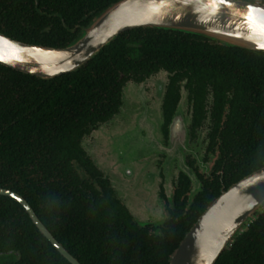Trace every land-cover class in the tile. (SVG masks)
<instances>
[{"label":"trees","instance_id":"1","mask_svg":"<svg viewBox=\"0 0 264 264\" xmlns=\"http://www.w3.org/2000/svg\"><path fill=\"white\" fill-rule=\"evenodd\" d=\"M117 1L0 0V34L24 44L64 48ZM241 1L264 6V0ZM159 71L168 74L165 126L178 98L174 81L184 79L194 88L209 83L215 106L226 92L230 99L224 119L215 123L220 157L200 189L189 196L186 184L176 188L165 219L140 225L114 198L81 141L118 112L126 83H141ZM193 99L197 110L202 94L196 92ZM262 167V52L183 32L138 28L120 33L80 69L50 80L0 65V189L23 198L78 264H168L211 202ZM0 264L70 263L17 202L0 195ZM215 264H264V207Z\"/></svg>","mask_w":264,"mask_h":264},{"label":"water","instance_id":"2","mask_svg":"<svg viewBox=\"0 0 264 264\" xmlns=\"http://www.w3.org/2000/svg\"><path fill=\"white\" fill-rule=\"evenodd\" d=\"M249 7L253 9L251 25L246 19ZM138 28L183 32L228 47L264 53V6L258 3L241 0H227V3L222 0H119L100 12L82 34L64 48L24 44L0 34L3 38L0 39V65L50 80L80 69L120 33ZM167 76L166 72L159 71L154 78L149 77L139 84L126 83L121 90L118 112L100 125H111V128L102 139L104 143L97 148L99 150H87L81 141L92 165L109 182L116 199L140 225L161 222H157L158 211L154 208L159 202L157 194L160 190L148 175L136 173L137 161L148 159L152 154L164 155L165 169L175 161L177 169L191 183L192 178L197 183L195 175L183 161L190 124V115L182 113L186 96L180 95L167 126V140L162 133ZM160 77H165V82ZM151 85L155 88L152 94L155 100L152 101L151 94L148 99L144 90ZM147 101L152 102V107L146 105ZM131 105L141 106L137 109V117L133 118V127L129 124L132 120L123 115L124 107ZM122 115L124 119L119 122ZM100 126L90 134L97 133ZM196 185L198 188V183ZM0 195L17 202L49 243L70 264H78L53 239L23 198L5 189H0ZM263 207L264 167L241 178L211 202L185 233L168 264H215L220 254Z\"/></svg>","mask_w":264,"mask_h":264},{"label":"flooded vegetation","instance_id":"3","mask_svg":"<svg viewBox=\"0 0 264 264\" xmlns=\"http://www.w3.org/2000/svg\"><path fill=\"white\" fill-rule=\"evenodd\" d=\"M154 77L155 74L151 76V78ZM172 85L175 89V93H177L178 95V98L172 108L171 117L177 108L180 95L182 93H185L186 95V107H187V113L190 115V124L188 125V143L183 151L185 152L183 161L185 165L193 172V174L197 179V183L199 185V187L195 191L197 192L201 187V179L202 180L206 179V177L210 174L214 162L218 157H220L218 152V144H217L219 139V131L215 129L216 128L215 123H220L224 119V115L228 112L226 101L230 99V97L228 98L229 95L228 92H226L225 97L221 102L222 104H220V106L218 105L215 106L216 99H214V94H213L214 92L212 91L211 85L207 82H205L202 85V87L198 86L197 88H194L195 86L194 84L188 85V81H185L184 79L174 81ZM151 86H148L149 88H147L150 92L153 91L151 90ZM198 91L200 92V94H202V100H201V105H198L196 107L197 110H195L193 97L194 94ZM139 108H141L140 105L130 106L131 109L130 118L135 116L137 117L136 115L138 112L137 109ZM217 116L219 117V121H216ZM129 124H131L130 121ZM167 126H165L164 124V126L162 127V133L164 135L165 140H167ZM163 128H165L166 130L165 132H163L164 131ZM84 138L85 137H83V139ZM162 157L164 158V155ZM159 162L161 164V160ZM173 162L175 163V161ZM147 167L149 168V165ZM170 168L171 167L169 166L168 172L173 169ZM161 176L163 178V174H161ZM185 184L187 185L189 196H192L195 193V192L192 193V183L190 179L179 169H176V172L171 182L164 181L161 184V188L157 195V199L163 204L164 211L166 209V205L171 204L172 202L174 190L176 188L182 187ZM168 188L172 189L170 196L167 195L166 190ZM113 195L114 198L116 199V195L115 194Z\"/></svg>","mask_w":264,"mask_h":264},{"label":"rangeland","instance_id":"4","mask_svg":"<svg viewBox=\"0 0 264 264\" xmlns=\"http://www.w3.org/2000/svg\"><path fill=\"white\" fill-rule=\"evenodd\" d=\"M159 78V77H158ZM162 81H164L165 77H160ZM155 80V79H154ZM156 82H157V79H156ZM156 82H155V85H156ZM165 82V81H164ZM147 93H148V96L147 97L148 99L150 98V95L151 94V100H155V97L152 96V94L154 93L155 91V88L154 86H151V90L153 91H149L147 88L144 89ZM183 97L186 96L185 93H182ZM146 105H148L149 107H152V102H148L146 103ZM130 112H131V109L130 107L128 106H125L124 109H123V115L125 117H127L129 120L131 119L132 120V123L130 124L131 127L134 126V122H133V118L134 117H131L130 118ZM182 113L184 115H189L187 113V107H186V103H183V106H182ZM121 116L120 117V120L119 122H122V120L124 119V116ZM135 115V114H134ZM116 123H118V121H116ZM101 127V126H100ZM111 128V125H103L97 133H92L90 134L89 136L85 137L83 140H82V145L85 149L87 150H91V151H95V150H99L97 148L100 147V145H102L104 143V141L102 140L104 138V136L108 135V130ZM101 153V151H100ZM184 153L183 152V157H184ZM99 154V153H98ZM102 156V155H101ZM163 155L159 154V155H154L152 154V156H150L148 159H144V160H141V161H137V167H136V173L139 175V174H142V176L144 174L148 175V177L150 178L149 180L151 181H154L157 183L158 185V188L160 190L161 188V184L165 181V182H171L173 177H174V174L176 172V166H175V163L172 162L170 164V167L173 168L172 170H170L168 172V168H164L163 165H164V162H165V157L163 158L162 157ZM162 157V158H161ZM155 160V161H154ZM161 160V164H160V161ZM146 164V165H145ZM147 165H149V168L147 167ZM170 168V169H171ZM176 168V169H175ZM174 170V171H173ZM150 174V175H149ZM161 174H163V178L161 176ZM156 176V177H155ZM158 179L160 182H158ZM192 193H194L196 190H197V183L195 181L194 178H192ZM196 188V189H195ZM167 195L170 196L171 192H172V189H167ZM159 193V191H158ZM158 195V194H157ZM156 202V201H155ZM158 211V216H157V222H160V221H163L165 219V211H164V206L163 204L159 201L157 204L154 205ZM148 211L151 212V210L148 208L147 209ZM150 225H154L152 222H150Z\"/></svg>","mask_w":264,"mask_h":264},{"label":"snow or ice","instance_id":"5","mask_svg":"<svg viewBox=\"0 0 264 264\" xmlns=\"http://www.w3.org/2000/svg\"><path fill=\"white\" fill-rule=\"evenodd\" d=\"M222 2L227 3V0H222ZM246 19L248 20L249 24L251 25L253 22V9L251 7H249V12H248ZM0 39H3V38H0Z\"/></svg>","mask_w":264,"mask_h":264}]
</instances>
